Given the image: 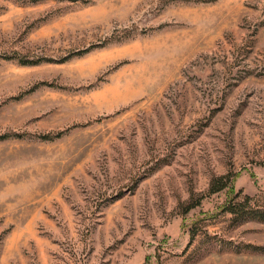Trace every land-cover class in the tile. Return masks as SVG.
Instances as JSON below:
<instances>
[{"label": "rangeland", "instance_id": "obj_1", "mask_svg": "<svg viewBox=\"0 0 264 264\" xmlns=\"http://www.w3.org/2000/svg\"><path fill=\"white\" fill-rule=\"evenodd\" d=\"M0 264H264V0H0Z\"/></svg>", "mask_w": 264, "mask_h": 264}, {"label": "trees", "instance_id": "obj_2", "mask_svg": "<svg viewBox=\"0 0 264 264\" xmlns=\"http://www.w3.org/2000/svg\"><path fill=\"white\" fill-rule=\"evenodd\" d=\"M217 188H220V186H219V187H217ZM232 210H233V207H231L230 211H232Z\"/></svg>", "mask_w": 264, "mask_h": 264}]
</instances>
